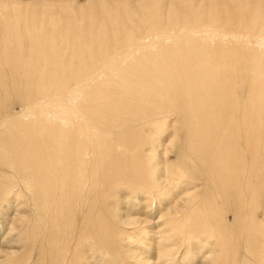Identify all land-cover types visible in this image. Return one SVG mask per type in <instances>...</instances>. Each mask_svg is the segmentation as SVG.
<instances>
[{
    "label": "rangeland",
    "instance_id": "rangeland-1",
    "mask_svg": "<svg viewBox=\"0 0 264 264\" xmlns=\"http://www.w3.org/2000/svg\"><path fill=\"white\" fill-rule=\"evenodd\" d=\"M31 28L39 34L35 35L40 47L47 43L45 34L52 36L53 44L63 34L68 36L62 41L66 46L61 45L67 47L65 54L52 53L56 61L68 59L71 52L75 61L81 52L92 49L94 53L103 43L98 49L102 60L94 59L90 73L99 69V75L108 77L111 64H116L111 70L128 66L135 73V83L120 77L118 84L141 87L145 81L149 84L145 92L157 99L162 94L152 88L171 82L183 88L179 100H184L191 112L183 123L174 113L166 114L157 126L145 123L143 132L153 136L162 154L160 161L169 167L157 176L168 184L163 181V187L143 185L140 190L112 186L120 191H112L114 195H108L104 203L121 213H116L113 220L108 217L110 227L102 218L105 208L95 204L98 196L93 203L75 209L68 208L67 203L62 207L52 203L51 215L62 212V216L56 215L55 230L42 229L36 242L20 240L17 244L16 235L7 236L6 225H1L0 251H24L29 261L23 264H116V252L120 260L117 264H204V258L211 256L214 258H209L208 264H240L244 256L248 259L244 264H261L250 259L253 253L257 259H264V0H0L1 65L4 50L18 58H13L14 62L26 63L27 46L20 41L34 39L29 33ZM128 30L133 37L130 41L124 38ZM85 31L92 36L91 47L83 38ZM109 35L117 48L115 54L102 48L110 43ZM39 52L42 53L40 49ZM41 63L34 58L28 69L36 64L41 72ZM54 67L49 70L59 69ZM94 86L97 85L87 81L82 94L91 95ZM186 131L189 136H209L210 140L212 134L228 136L217 146L215 157L220 166H229L223 175L228 181H223L224 188L216 186L212 176L215 169L209 170L207 160L193 163L190 158L185 160L183 151L182 167H190L192 177L178 168L177 156L184 147ZM76 133L89 143L88 135ZM194 153L189 151V155ZM156 190L166 194L167 199L149 198ZM187 193H195L196 197L191 196L186 203L183 196ZM19 194L23 195L19 206H27L23 211L34 212L25 192L21 190ZM206 198L212 205L207 212L212 215L208 225L203 215L191 222L189 212H194V206ZM175 202L178 203L172 208ZM90 206H96L95 210ZM12 209L5 215L11 217ZM19 211L23 213L20 208ZM89 211L100 216L89 219ZM185 217L186 225L182 221ZM32 221L24 224L23 230L29 231ZM16 259L13 257L9 264H16Z\"/></svg>",
    "mask_w": 264,
    "mask_h": 264
},
{
    "label": "bare ground",
    "instance_id": "bare-ground-1",
    "mask_svg": "<svg viewBox=\"0 0 264 264\" xmlns=\"http://www.w3.org/2000/svg\"><path fill=\"white\" fill-rule=\"evenodd\" d=\"M29 33L34 36L33 40H18L27 46L26 63L14 62L13 58H18L12 56V52L10 54L4 50L1 58L4 64H0V226L6 225L7 236L16 235L17 244L23 240L36 242L39 238V231L42 229L55 230L56 215L62 216V212H53L51 215L52 203L61 207L67 203L69 204L68 208L75 209L93 203L92 200L98 196L95 204L99 203V207L105 208L102 209L104 215L101 212V216L103 215L102 218L106 221V227H110L112 224L109 223L108 217L113 220L116 218V213H121L117 210L115 213L114 209L104 203L108 195H114L112 191H120L112 186L121 185L129 189L138 187V190L143 185L153 184L155 187L158 185L163 187V181L166 182V180L161 181L157 175L162 171H168V164H162L159 157L162 155L159 154V145H154L153 136L146 135L143 128L146 124L157 126L159 121L170 113L178 114L183 123L189 118L191 112L188 106L184 105V100L183 104L179 100L182 97L181 90L183 88L173 85L171 82L161 83L158 87L152 88L155 93L162 94L157 99L147 95L145 91L149 88V84L145 81L141 82V87L138 84L123 86L118 84L117 81L120 80V77L129 78L127 80L135 83L134 71L129 70L128 66L111 70L116 66V64H111L108 77L99 75L101 72L99 69L90 73L94 59L102 60L103 54L99 55L98 49L103 43L97 45V50L94 53L90 51L92 49H88L87 53L81 52L75 61H72V52L68 59L56 61L53 54H65L67 47H61V45L66 46V41H64L65 43L62 41L68 36L63 34L60 41L54 45L50 43L52 36L45 34L43 39L47 43L39 40L44 43V46L40 47L36 37L39 34H34V28H31ZM89 33V31H85L83 38L91 47L92 36ZM131 33V30L127 31V36L124 37L127 41L133 38ZM108 39L110 43L105 44L102 48L105 52L109 51L115 54L117 48L112 43L111 35ZM39 49L43 54L39 52ZM32 50L33 54H30ZM34 58L37 61H42L41 72L37 69L36 64L31 65L32 69H28ZM54 66H58L59 69L50 71L49 68H55ZM4 67L7 71L4 70ZM120 71L121 74H119ZM87 81L97 85L93 87V91L90 90L91 95L82 94ZM76 131H82L88 135L89 143L83 142ZM211 136H213L211 140L209 136L193 134L189 136L186 131V138L183 141L185 148L182 147L178 152L177 166L182 172L191 174L190 167L184 169L182 167L184 163H181L180 156L183 151L186 154L185 160L190 158L193 163L207 160V162L209 161V170L215 169L212 176L213 180L216 179V186L222 185L224 188L223 181H228L227 178H223V175L229 170V166H220L215 157L218 151L217 146L224 140H228V136L224 135L225 138L222 135L212 134ZM189 151L195 153L189 155ZM219 169L220 173H218ZM250 170H253V166ZM177 175L180 176L179 178L183 177V174ZM102 177L105 178L104 181H102ZM190 177L192 176L190 175ZM66 179L67 181H65ZM161 182H163V186ZM166 184L168 183L166 182ZM21 190L25 192L32 203L34 212L32 211L30 214L23 211L26 203L19 206L18 201L23 196L19 194ZM156 191L149 198L160 200L166 195L160 190V192ZM210 191L212 190H208V192ZM184 196L183 200L187 203L189 199L192 200V197H196V194L187 193ZM126 198L125 201H128L130 196ZM183 200L178 202L182 203ZM178 202H175L171 207H175ZM211 206L209 198H206L196 204L194 206L196 210L189 212L187 217L192 218L191 222H193L196 216H207L204 222L208 225L212 215H207V212H210ZM90 207L95 210L96 206ZM19 208L23 213L19 211ZM68 208L66 207V216H68ZM101 208L99 209L101 210ZM9 209L14 212L11 217L5 215ZM167 210L171 211L168 208ZM98 215L92 211L87 213L89 219L98 218ZM147 215L151 216V213H147ZM122 217L120 216V219ZM187 217L182 220L184 225L188 222ZM30 219L34 220L32 223L30 222L33 227L29 231L23 230V225H29ZM125 220L131 221L129 217H126ZM249 226L251 229V223ZM20 233L24 237L20 238ZM7 242L8 240L4 244ZM20 253L22 254L19 255ZM118 253L113 255V262L116 264L120 261ZM26 254L22 250L13 248L1 250L0 260L4 261L0 264H9L13 257H17L16 264H23L29 261L27 258L29 255L25 256ZM247 256L249 257V255ZM211 257L204 258V264H208V259ZM251 257L249 259L254 263L261 261V264H264V259L261 256L257 259V255L253 253ZM246 261L248 259L244 256L240 260V264H244Z\"/></svg>",
    "mask_w": 264,
    "mask_h": 264
}]
</instances>
